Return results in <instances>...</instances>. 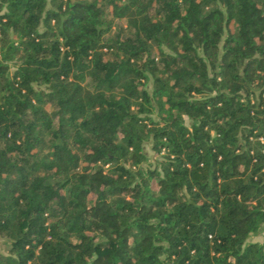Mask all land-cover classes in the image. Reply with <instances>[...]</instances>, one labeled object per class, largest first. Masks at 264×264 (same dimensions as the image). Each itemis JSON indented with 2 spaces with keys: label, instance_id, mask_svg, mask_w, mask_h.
I'll use <instances>...</instances> for the list:
<instances>
[{
  "label": "trees",
  "instance_id": "1",
  "mask_svg": "<svg viewBox=\"0 0 264 264\" xmlns=\"http://www.w3.org/2000/svg\"><path fill=\"white\" fill-rule=\"evenodd\" d=\"M263 229L264 0H0V264H264Z\"/></svg>",
  "mask_w": 264,
  "mask_h": 264
},
{
  "label": "rangeland",
  "instance_id": "2",
  "mask_svg": "<svg viewBox=\"0 0 264 264\" xmlns=\"http://www.w3.org/2000/svg\"><path fill=\"white\" fill-rule=\"evenodd\" d=\"M147 88L149 90H152V82L151 81L148 82ZM144 148H145V151H146V153L149 157V160H150L147 163H150L152 166H154L156 164L157 155L152 149V142L150 139H148L144 142ZM251 239L263 241L264 240V229L262 230L261 233L252 236ZM6 247H7V243L4 241L3 238H0V248L2 250H6Z\"/></svg>",
  "mask_w": 264,
  "mask_h": 264
}]
</instances>
